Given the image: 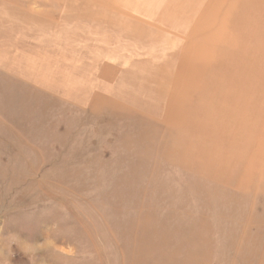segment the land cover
Listing matches in <instances>:
<instances>
[{
  "label": "rangeland",
  "instance_id": "1",
  "mask_svg": "<svg viewBox=\"0 0 264 264\" xmlns=\"http://www.w3.org/2000/svg\"><path fill=\"white\" fill-rule=\"evenodd\" d=\"M0 264H264V0H0Z\"/></svg>",
  "mask_w": 264,
  "mask_h": 264
},
{
  "label": "bare ground",
  "instance_id": "2",
  "mask_svg": "<svg viewBox=\"0 0 264 264\" xmlns=\"http://www.w3.org/2000/svg\"><path fill=\"white\" fill-rule=\"evenodd\" d=\"M145 79V82H146V78H144ZM254 80V79H253ZM252 82V81H251ZM151 108H152V106L151 105H149ZM222 124H223V122H222ZM180 138V137H179ZM241 138V137H240ZM239 140V139H238ZM236 144V143H235ZM235 148H236V146H235ZM234 148V149H235ZM208 153H209V151H207Z\"/></svg>",
  "mask_w": 264,
  "mask_h": 264
},
{
  "label": "clouds",
  "instance_id": "3",
  "mask_svg": "<svg viewBox=\"0 0 264 264\" xmlns=\"http://www.w3.org/2000/svg\"><path fill=\"white\" fill-rule=\"evenodd\" d=\"M50 247H51V245H50ZM31 252H32V248L30 247V248H29V253H31Z\"/></svg>",
  "mask_w": 264,
  "mask_h": 264
}]
</instances>
